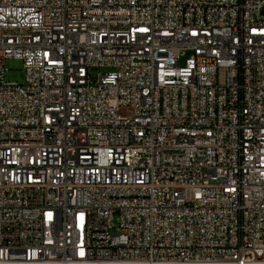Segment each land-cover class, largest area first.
I'll use <instances>...</instances> for the list:
<instances>
[{
	"label": "built area",
	"instance_id": "1",
	"mask_svg": "<svg viewBox=\"0 0 264 264\" xmlns=\"http://www.w3.org/2000/svg\"><path fill=\"white\" fill-rule=\"evenodd\" d=\"M0 264H264V0H0Z\"/></svg>",
	"mask_w": 264,
	"mask_h": 264
},
{
	"label": "rangeland",
	"instance_id": "2",
	"mask_svg": "<svg viewBox=\"0 0 264 264\" xmlns=\"http://www.w3.org/2000/svg\"><path fill=\"white\" fill-rule=\"evenodd\" d=\"M191 52L186 51L182 52L181 54V60L179 62L180 66H184L185 61L191 57ZM5 69L7 70L5 74V79L7 82H17V83H23L26 78V73L24 69V63L23 61L19 59H7L4 63ZM109 69H100L96 72H102L106 73ZM213 183V182H212Z\"/></svg>",
	"mask_w": 264,
	"mask_h": 264
}]
</instances>
